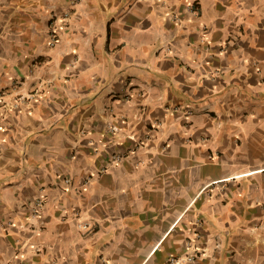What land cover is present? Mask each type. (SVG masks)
<instances>
[{"label":"crops","instance_id":"0c3cea01","mask_svg":"<svg viewBox=\"0 0 264 264\" xmlns=\"http://www.w3.org/2000/svg\"><path fill=\"white\" fill-rule=\"evenodd\" d=\"M0 94V264H264V0H0Z\"/></svg>","mask_w":264,"mask_h":264},{"label":"built area","instance_id":"2783aa9c","mask_svg":"<svg viewBox=\"0 0 264 264\" xmlns=\"http://www.w3.org/2000/svg\"><path fill=\"white\" fill-rule=\"evenodd\" d=\"M70 18L69 12H66L63 14V17L60 19V15L57 12H54L51 16V26L48 32L49 35V44L51 46H55L61 39V28L62 24L65 23ZM62 20V22H58V20ZM16 85L19 84V81L15 83ZM34 99L33 95H17L14 97L12 102H8L5 99L4 94H0V111L5 112L9 109L13 108H20L24 105L29 104V102ZM113 130H118L119 128L117 126L112 127ZM131 139L136 140L135 136H130ZM137 141V140H136ZM145 146V142L141 141L138 143L134 150H132L130 153H122L117 152L113 155V161L118 162L122 160L123 158L127 157L129 154L137 151L140 148H143ZM67 183H70L71 179L68 178L65 180ZM32 217L38 216L43 208L45 207V199L43 197H37L35 198L32 203ZM79 226L83 229L91 228V223L88 221H83L79 223ZM22 228H25L23 225H21ZM33 228L37 227L32 225ZM36 251H40V247L36 248ZM197 259V254L194 253H188L186 255H173L170 256V258L167 260L165 264H186L188 262H194ZM12 264H27L24 261H15Z\"/></svg>","mask_w":264,"mask_h":264}]
</instances>
